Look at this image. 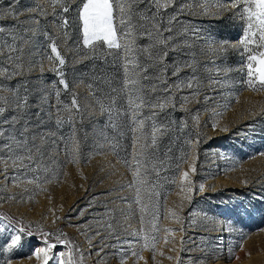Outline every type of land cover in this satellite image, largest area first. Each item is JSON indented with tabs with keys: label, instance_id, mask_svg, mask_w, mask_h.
I'll return each mask as SVG.
<instances>
[{
	"label": "rangeland",
	"instance_id": "rangeland-1",
	"mask_svg": "<svg viewBox=\"0 0 264 264\" xmlns=\"http://www.w3.org/2000/svg\"><path fill=\"white\" fill-rule=\"evenodd\" d=\"M0 264H264V0H0Z\"/></svg>",
	"mask_w": 264,
	"mask_h": 264
},
{
	"label": "trees",
	"instance_id": "trees-1",
	"mask_svg": "<svg viewBox=\"0 0 264 264\" xmlns=\"http://www.w3.org/2000/svg\"><path fill=\"white\" fill-rule=\"evenodd\" d=\"M81 65L83 81L97 98L103 100L112 113H114L113 108L119 109L121 105L126 104L123 89V65L120 55L106 50L99 56L83 60ZM124 129L126 132L124 130L125 134L122 138H116L114 134H111L119 158L123 153H129L130 149V132L127 127ZM11 220L16 222L15 219L11 218Z\"/></svg>",
	"mask_w": 264,
	"mask_h": 264
}]
</instances>
